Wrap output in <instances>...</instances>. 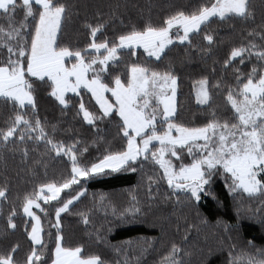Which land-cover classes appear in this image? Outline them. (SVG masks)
I'll return each mask as SVG.
<instances>
[{
    "label": "snow or ice",
    "instance_id": "obj_1",
    "mask_svg": "<svg viewBox=\"0 0 264 264\" xmlns=\"http://www.w3.org/2000/svg\"><path fill=\"white\" fill-rule=\"evenodd\" d=\"M260 3L264 6V0ZM73 7L66 0H0V155L19 156L27 166L30 152L42 145L49 160L67 162L57 179L48 177L46 160L34 161L45 174L23 191L13 193L7 176L0 180V264H108L101 251L84 256L82 244H65L64 217L75 216L98 248L106 246L100 229L89 232L90 212L77 208L88 195L85 185L100 175L143 171L145 162L159 169L147 178L149 202L166 184L164 199L199 212L201 194L212 195L207 186L217 176L234 200L238 195L264 199V10L258 15L253 0H199L190 8L172 5L155 21L149 17L112 35L107 30L117 12L98 11L82 23L86 38L81 45L61 42ZM237 23L242 26L240 42L218 48L211 25L234 29ZM176 49L189 61L221 53L213 60L212 75L193 82L195 103L204 116L200 124L176 119L180 78L169 56ZM140 55L147 58L144 63L136 61ZM125 56L133 59L124 61ZM121 63L126 72L114 73ZM246 63H251L247 72L239 67ZM41 96L62 115L72 97H79L76 115L93 134L91 143L57 140V125H50L49 132L47 120L39 117ZM102 125H114L120 147L105 148L102 157L90 160V149L105 140ZM22 171L37 175L31 167ZM212 199L223 207L217 197ZM131 201L120 216L122 223L142 215L135 194ZM258 213H264V206ZM260 223L264 227V216ZM17 233L20 238L12 239ZM155 242L146 241L149 246ZM246 247L237 252L222 242L221 250L228 252L225 264H264V247L256 248L253 241ZM182 253L189 255L172 240L160 264H186Z\"/></svg>",
    "mask_w": 264,
    "mask_h": 264
},
{
    "label": "trees",
    "instance_id": "obj_2",
    "mask_svg": "<svg viewBox=\"0 0 264 264\" xmlns=\"http://www.w3.org/2000/svg\"><path fill=\"white\" fill-rule=\"evenodd\" d=\"M66 2L74 7L63 23L60 34L61 42L82 45L86 38L81 27L82 23L85 20H93L98 11L108 13L114 9L117 12L118 19L114 23L110 22L107 30L108 35H112L114 31L123 30L126 25H141L149 17L155 21L163 12L170 10L172 5L190 8L199 0H66ZM253 2L257 6L259 15V12L264 10V6L261 5L260 0H253ZM116 5L119 7L115 8ZM121 20L124 22L123 25L120 23ZM241 29L242 26L237 23L234 29L226 25L212 24L210 30L216 32L218 48L227 49L230 45L240 42ZM169 56L180 78L176 119L186 125L200 124L204 116L195 103L193 82L204 74L212 75L213 60L221 56V53L217 52L205 57L196 56L189 61L183 57L182 49H176ZM132 59V57H124V61ZM146 59L140 55L136 61L144 63ZM216 67L217 75H219V65ZM239 67L247 72L251 68V63L239 65ZM112 71L125 73V63H121L117 69H112ZM72 99L73 104L67 109V115H62L56 106L48 103L41 96L39 117L42 121L47 120L49 132L52 131L50 125H57L54 134L57 140L71 142L73 139L80 138L90 144L93 134L76 115L75 106L80 98L72 97ZM84 102L89 107L94 105V102H90V95L84 96ZM102 127L105 128V140L90 149V160L102 157L105 148L111 147L115 151L120 147L114 125H102ZM109 141H111L110 144ZM44 153L45 149L42 145L37 152H30L27 166L21 165L19 156L11 153L0 155V180L7 176L13 193L30 188V180L42 179L45 174L44 167L34 162L40 159L47 161L48 177L59 179L67 162L49 160ZM185 158L187 160L186 152ZM26 167L34 169L37 175L29 176L26 171H22ZM158 171L159 169L153 166L146 172L139 170L136 173L119 172L108 176L100 175L89 180L85 185L88 195L82 203L77 205V208L90 212L89 232L94 233L96 229H100L106 246L98 248L94 243V236L93 239H89L83 231V225L75 216L64 217L65 244L67 246L82 244L84 256L101 251L108 264H125V260L128 264H137L138 261L139 264H160L163 255L166 254L168 243L172 240L181 244L189 253L187 256L182 253L180 257L186 264H205V258H207V264H225L228 252L221 250L222 242L227 247L234 245L237 252L246 251L248 241H253L256 248L264 247V227H261L260 223L264 213H258V210L264 206V199L259 195L255 198L238 195L234 200L225 187L224 179L217 176L213 178L210 186H207V191L222 202L223 207L221 208L217 207L212 195L205 196L203 193L199 201V212L196 208L177 204L175 200H166L164 199L166 194L164 184L161 185L155 201L149 202L146 197L147 178ZM153 191L155 194V187ZM132 194H135L141 202L142 215L135 221L129 218V222L122 223L120 216L126 214V210L131 207ZM101 198H103L102 204H97ZM238 208L241 210L239 221L237 220ZM189 224L193 227L190 231H186ZM44 225L46 232L47 221H44ZM226 229L229 230L226 231ZM185 235L188 237L186 241L183 239ZM18 238H20V233L12 237V239ZM47 239L45 235V240ZM146 241L156 242L149 246Z\"/></svg>",
    "mask_w": 264,
    "mask_h": 264
},
{
    "label": "rangeland",
    "instance_id": "obj_3",
    "mask_svg": "<svg viewBox=\"0 0 264 264\" xmlns=\"http://www.w3.org/2000/svg\"><path fill=\"white\" fill-rule=\"evenodd\" d=\"M68 95H71V94H68ZM153 166H154V164L145 162V167H144V169H143V172H144V171L146 172V171L150 170L151 167H153ZM138 168H139V166H138ZM120 173H121V172H120ZM164 188H165V190H166V188H167V185H166V184H164Z\"/></svg>",
    "mask_w": 264,
    "mask_h": 264
}]
</instances>
